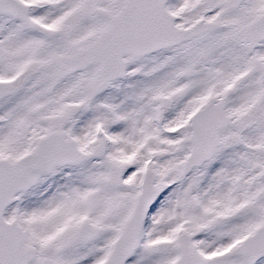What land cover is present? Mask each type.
Here are the masks:
<instances>
[{"label": "snow or ice", "instance_id": "6c2138e0", "mask_svg": "<svg viewBox=\"0 0 264 264\" xmlns=\"http://www.w3.org/2000/svg\"><path fill=\"white\" fill-rule=\"evenodd\" d=\"M0 264H264V0H0Z\"/></svg>", "mask_w": 264, "mask_h": 264}]
</instances>
